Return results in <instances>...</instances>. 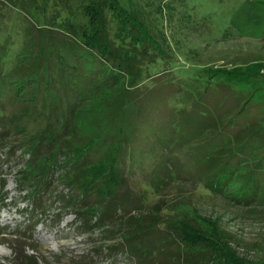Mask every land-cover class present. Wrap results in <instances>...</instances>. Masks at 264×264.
Here are the masks:
<instances>
[{"label":"trees","instance_id":"obj_1","mask_svg":"<svg viewBox=\"0 0 264 264\" xmlns=\"http://www.w3.org/2000/svg\"><path fill=\"white\" fill-rule=\"evenodd\" d=\"M127 1L129 6L122 0H84V21L75 15L56 14L44 25H35L34 42L28 44L27 40L22 51L13 53L8 43L0 46V163L4 161L3 150L7 151L5 158L10 159L18 151L28 157L25 168L14 171V175L20 193L27 192L35 219L54 211L51 198L44 194L54 183L52 177L59 173L69 191L66 196L62 194L64 207L59 208L58 216L63 212L73 214L80 235L101 233L92 242L91 254L67 257L68 264H98L118 254L126 257L125 264H143L153 250V244L146 242L153 228L151 224L141 226L144 219L156 222L155 216L153 222L150 219L155 210L145 214L139 211L140 216L125 214L122 204L128 196L119 191L124 186L122 160L127 142L142 112V86L156 76L152 71L161 72L155 66L169 60L171 51L167 50V39L161 42L152 34L145 13L134 8L136 0ZM149 1L157 2L162 13L170 0ZM243 71L244 68L236 72L206 71L207 76L197 80L205 83V89L196 90L197 85L188 89L192 96L199 97L193 106H198L204 117L210 115L209 109L203 108L204 97L198 93L207 95L208 86L221 79L239 98L246 94L241 89H248V97L233 116L248 113L249 105L264 96V80H255ZM108 90L117 91L116 103L104 96ZM100 110L110 111L107 120L91 118ZM84 116L92 130L79 140V121ZM212 121L226 135L221 144L214 137L208 138L211 153L197 159L207 168L199 183L206 191L224 195L236 207L252 206L264 192V116L242 123L222 114L215 115ZM163 164L175 169L176 176L187 172L178 171L169 157ZM163 182L153 190L164 187L168 179ZM5 186L4 181L2 188ZM140 199L141 205L146 203L144 195ZM157 215L161 222L175 219L168 206L158 210ZM195 216L178 220L174 240L182 247L202 248L203 258L189 264H259L238 252L218 229L200 228L199 216ZM207 222L219 226L214 221ZM39 223L35 221L33 227ZM3 231L0 226V236L8 240L13 252L9 262L39 264L47 260L33 231Z\"/></svg>","mask_w":264,"mask_h":264},{"label":"rangeland","instance_id":"obj_2","mask_svg":"<svg viewBox=\"0 0 264 264\" xmlns=\"http://www.w3.org/2000/svg\"><path fill=\"white\" fill-rule=\"evenodd\" d=\"M122 2L126 6L130 4L127 0ZM83 3L84 0H0V46L8 43L13 53L22 51L27 40L28 44L34 42L35 25H44V21L56 14L75 15L79 21H84ZM157 6V2L149 0L134 3L135 9L145 13L152 34L161 42L167 39L171 57L158 62L155 68L161 72L152 71L156 76L142 86V112L136 117L127 142L122 160L124 186L119 191L128 196L122 204L125 214L140 216L139 211L145 214L155 210L150 219L153 222L155 216L156 222L141 219V227L151 224L153 228L146 239L153 244V250L143 264H189L203 258L200 246L187 248L174 243L178 236V220L196 217L195 214L199 216L200 228L218 229L242 255L264 263V192L252 206L236 207L224 195H215L200 185L207 168L205 163L197 161L211 153L210 136L221 144L226 135L212 121L215 115L236 117L242 123L263 117L264 96L249 105L248 113L233 116L248 97V89L243 87L241 90H246V94L239 98L226 81L218 79L216 85L208 86L207 95L198 93L204 97L203 108L209 109L210 115L204 117L199 107L193 106L199 97L188 92L196 85V90L205 89V83L197 80L214 69L236 72L244 68L246 76L264 80V0H170L162 13ZM104 96L116 103L117 91L108 90ZM109 113L100 110L91 118L104 121ZM86 117L79 121V140L92 130ZM6 153L2 151L4 165L0 163V226L3 232L26 234L27 230L33 231L35 241L47 258L39 264H68L67 257L91 254L92 242L99 239L101 233L80 235L73 214L63 212L58 216L59 208L64 207L62 194L66 196L69 191L60 181L59 173L52 177L54 183L44 194L51 198L50 206L54 211L35 219L36 212L25 196L27 192L20 193L14 175L25 168L28 157L21 156L18 151L9 159L5 158ZM165 157L173 161L178 171L187 170L186 174L179 177L175 169H167L169 164H163ZM168 173L174 178H168ZM163 179H168L166 185L158 191L153 190L159 182L164 183ZM4 181L5 189L2 188ZM143 195L146 203L141 205ZM164 206L172 210L174 220L161 222L157 213ZM35 221L40 223L33 227ZM26 250L32 253L29 248ZM12 258L8 240L0 236V264H13L8 261ZM125 258L118 254L98 264H125Z\"/></svg>","mask_w":264,"mask_h":264}]
</instances>
